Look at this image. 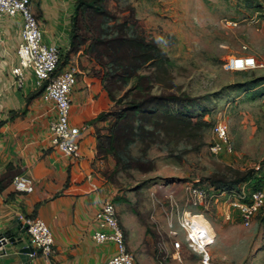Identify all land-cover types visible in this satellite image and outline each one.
Segmentation results:
<instances>
[{"label":"rangeland","instance_id":"374dc122","mask_svg":"<svg viewBox=\"0 0 264 264\" xmlns=\"http://www.w3.org/2000/svg\"><path fill=\"white\" fill-rule=\"evenodd\" d=\"M95 7L83 6L76 41L94 72L107 77L110 100L99 114L105 121L92 127L100 139L97 180L121 203L115 207L122 229L123 213L143 227L137 251L158 264V248L170 253L164 216L170 197L178 211L214 223L217 206L229 205L220 192L233 186L264 192V184L249 179L264 176V0H103ZM103 24L110 39L100 37ZM131 35L148 50L122 44ZM246 57L262 67L226 70L232 58ZM112 61L135 70L108 73ZM216 123L227 125L230 155L210 152ZM124 150L125 166L113 159ZM192 188L207 189L209 205L192 206ZM252 222L246 230L257 224V231L245 264H264V208ZM180 257V264H200L185 248Z\"/></svg>","mask_w":264,"mask_h":264},{"label":"crops","instance_id":"0c3cea01","mask_svg":"<svg viewBox=\"0 0 264 264\" xmlns=\"http://www.w3.org/2000/svg\"><path fill=\"white\" fill-rule=\"evenodd\" d=\"M31 9L39 22L43 42L58 48L60 66L74 64L78 70L71 96L70 124L90 123L93 127L97 123L93 121L110 99L105 86L107 78L94 72L97 67L93 68V60L83 55L85 46H79L76 41L78 19L82 21L86 15L82 3L78 0H31ZM20 31L21 18L2 19L0 233L10 228L15 220L26 224L38 218L52 232L53 254L48 259L38 254L33 257L32 264H104L114 255L115 248L112 244L97 245L91 238L97 230L96 213L104 201H113L112 192L97 180L96 154L100 145L91 128L80 143L79 158H69L54 149L50 131V124L56 118L54 104L43 100L42 91L36 87L32 75H27L19 86L11 74L18 66L16 51ZM15 178L23 180L30 190H17L13 184ZM263 178L259 181L262 184ZM115 204L121 206L120 202ZM216 211L218 221L212 223L211 217L209 222L207 220L215 236L209 248L211 264H245L257 224L251 231L246 230L253 222L250 227H244L238 212L229 205H219ZM128 219L124 213L121 215L127 246L137 252L136 264H155L152 255L137 251L138 240L144 235L143 227L134 221L129 223ZM25 238L28 239L27 234ZM192 255L195 262L199 261L197 255ZM177 261L172 259L169 264L181 263ZM0 264H7L1 255Z\"/></svg>","mask_w":264,"mask_h":264},{"label":"built area","instance_id":"2783aa9c","mask_svg":"<svg viewBox=\"0 0 264 264\" xmlns=\"http://www.w3.org/2000/svg\"><path fill=\"white\" fill-rule=\"evenodd\" d=\"M4 17L21 18L20 43L16 55L18 66L11 74L21 85L27 75H32L38 89H41L43 100L52 102L56 109V118L50 124L51 144L56 151L69 158L80 156V143L91 131L90 124L73 126L70 124L72 90L77 82V68L74 64L60 66V53L56 46L43 42V34L37 18L31 9V0H0V23ZM255 58H232L226 64L230 72H246L260 68ZM214 141L210 152L214 156L222 153H233V145L228 139V128L224 123H216L211 129ZM17 190L29 191L30 187L18 178L13 180ZM242 188V187H241ZM98 189V188H96ZM228 198L229 206L236 210L244 227H250L252 220L264 208V192L262 190L247 191L238 189L220 192ZM189 201L192 206H207L211 194L207 189L192 188ZM167 211L164 212L171 240L170 253L158 248L155 255L158 264H165L167 258L180 260V252L187 251L199 257L200 264H211L209 248L214 244L215 236L201 214H193L187 210H177L172 197L168 199ZM97 230L91 238L97 245L112 244L115 253L104 264H136L134 255L129 251L127 239L123 232L115 204L104 201L94 217ZM177 230L175 229L174 223ZM208 223V222H207ZM27 236L36 255L48 259L53 254L54 240L49 227L40 219L27 221ZM182 240L179 239L180 235ZM2 239L0 238V243ZM2 247H0V255Z\"/></svg>","mask_w":264,"mask_h":264},{"label":"water","instance_id":"95a60500","mask_svg":"<svg viewBox=\"0 0 264 264\" xmlns=\"http://www.w3.org/2000/svg\"><path fill=\"white\" fill-rule=\"evenodd\" d=\"M28 224L15 220L10 228L0 233L1 256L7 264H32L34 249L25 238Z\"/></svg>","mask_w":264,"mask_h":264},{"label":"trees","instance_id":"16d2710c","mask_svg":"<svg viewBox=\"0 0 264 264\" xmlns=\"http://www.w3.org/2000/svg\"><path fill=\"white\" fill-rule=\"evenodd\" d=\"M79 2L80 3H82V5L84 6V7H86V8H90V9H92L94 12L96 11H99L100 10V8H98V7H95L97 4H101L102 2H103V0H79ZM92 11V12H93ZM111 28L109 27V26H107L106 24L104 25L103 24V26H101V32H100V37L102 38V39H110V34H111ZM130 34H132V31L130 32ZM115 43H117L118 44V41H115ZM122 44H124V45H127V46H129V48H130V50H134V49H138V48H140V47H142L141 49H143L144 51L145 50H148V48L146 47V48H144L143 46H141V44H140V42L139 41H137L135 38H134V36L133 35H131L130 36V38L128 39V40H125V41H123L122 42ZM122 44H120V45H118L117 46V48L118 47H120ZM119 49V48H118ZM151 51H153V50H151ZM138 63H139V61H137ZM107 69H108V73H111V74H114L115 73V71H117V70H119V69H122L125 73H127V72H131V71H134L135 70V67H133V66H129V65H124V66H122V68H121V66H119L117 63H116V61H112L108 66H107ZM107 78V77H106ZM109 99H110V97H109ZM101 121H105V116H103V115H98L97 116V118L93 121V123H95V122H101ZM90 124V123H89ZM90 126H91V124H90ZM91 128H92V126H91ZM141 132H142V128H138V130H137V136L139 135L140 136V134H141ZM98 140V143H100V139L98 138L97 139ZM113 157L117 160V162H119L120 164H122V165H127V164H129L130 162V158H129V156H128V151H126V150H124V151H118L117 153H116V151H114V154H113ZM255 178H257V182L256 183H258V185L260 184L261 186H262V183L261 182H259L261 179H259L258 178V176H253V177H249V179L250 180H254ZM248 179V180H249ZM264 179V178H263ZM254 184L253 183V186H255V185H257V184ZM241 184V183H240ZM234 188H232V189H229L228 191H233V190H236V189H238L237 187L238 186H233ZM254 190H261V189H258V188H254L252 191H254ZM2 191V186H1V183H0V192Z\"/></svg>","mask_w":264,"mask_h":264},{"label":"bare ground","instance_id":"6f19581e","mask_svg":"<svg viewBox=\"0 0 264 264\" xmlns=\"http://www.w3.org/2000/svg\"><path fill=\"white\" fill-rule=\"evenodd\" d=\"M205 224L208 226V228H209V224L207 223V222H205Z\"/></svg>","mask_w":264,"mask_h":264}]
</instances>
